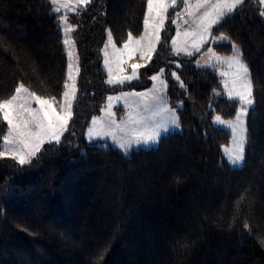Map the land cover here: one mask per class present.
<instances>
[{
	"label": "trees",
	"instance_id": "obj_1",
	"mask_svg": "<svg viewBox=\"0 0 264 264\" xmlns=\"http://www.w3.org/2000/svg\"><path fill=\"white\" fill-rule=\"evenodd\" d=\"M146 4L92 0L78 14H69L77 26L72 34L80 68L73 116L60 143H45L31 163L0 157V264H264L260 6L247 0L213 28L240 45L256 84L245 163L236 169L222 152L230 132L213 118L234 117L237 102L217 94L221 82L215 69L199 67L195 55L173 52L171 20L138 79L116 87L106 82L102 48L107 31L117 44L129 32L140 34ZM57 16L49 0H0V100L9 98L19 82L60 98L67 55ZM214 47L231 53L228 42ZM161 68L169 102H182L178 131L163 135L159 145L128 154L85 139L90 119L109 94L146 89ZM6 132L0 118V151Z\"/></svg>",
	"mask_w": 264,
	"mask_h": 264
},
{
	"label": "snow or ice",
	"instance_id": "obj_2",
	"mask_svg": "<svg viewBox=\"0 0 264 264\" xmlns=\"http://www.w3.org/2000/svg\"><path fill=\"white\" fill-rule=\"evenodd\" d=\"M247 0H147V12L144 16L145 35L136 38L131 32L123 43V48H118L111 30L107 32V42L103 48L104 65L108 70L109 85L123 86L132 80L138 79V69L145 65L131 63V74H123L125 65L138 55L140 60H151L156 43L160 42V29L169 8L179 7L176 19H184V23L191 20V30L183 33L184 39L172 40L176 55L181 53L192 56L201 48L211 43L228 42L231 45V55L221 58L212 47L207 49L210 57L205 64L199 67L216 68L218 65H226L227 71L221 72L223 88L229 100L236 101L239 105L234 119L224 120L219 115L214 118V123L224 125L231 130L232 145L225 149L227 161L233 168L240 169L245 163V149L249 141L247 117L249 110L254 108V90L256 84L253 81V73L243 57L240 45L232 41L226 33L217 36L212 35L214 26L221 25L234 15ZM52 12L57 16L60 29L63 32L62 45L66 51L67 75L62 84V93L58 99L56 95H41L24 82H19L14 93L7 99L0 100V118L7 125V134L3 136V151L0 157L10 155L20 165L31 163L37 153L41 151L45 143L59 144L61 137L68 130L69 122L73 116V103L77 99V77L80 72L79 57L76 53V41L71 35L75 25L69 22V12L78 14L82 7H86L92 0H50ZM260 8L259 15L264 17V0H257ZM185 17H187L185 19ZM176 23V20H173ZM151 24L152 31L148 32ZM179 28V25L177 26ZM181 33L177 31V37ZM111 47L112 52H109ZM191 48V51H189ZM7 50V49H6ZM215 61V62H213ZM115 65L116 71L113 70ZM180 65L178 64L177 67ZM35 72L36 69L33 68ZM181 88L186 85L176 72H172ZM164 77V69L161 68L156 75L150 77L154 82H159V87L153 86L149 92H121L119 96H108L107 106L102 111L107 113L108 119L99 120L93 118L88 128V139L110 138L112 142L124 153L134 146L159 145L163 134L170 127L179 128L177 110L169 107L164 90L167 83ZM119 103L123 100L128 109L127 119L117 122L115 114L111 111L112 102ZM33 103L37 107H33ZM182 106V102H181ZM244 199L240 197V201ZM240 201L237 203L239 204ZM244 229L251 234L250 225L244 222ZM264 242V241H262ZM102 255L99 259H102Z\"/></svg>",
	"mask_w": 264,
	"mask_h": 264
},
{
	"label": "rangeland",
	"instance_id": "obj_3",
	"mask_svg": "<svg viewBox=\"0 0 264 264\" xmlns=\"http://www.w3.org/2000/svg\"><path fill=\"white\" fill-rule=\"evenodd\" d=\"M50 1V0H49ZM181 9L179 8V7H174V8H169V10H168V12H167V14H166V19L164 20V25H163V28H161L160 29V36H161V33H162V31H163V29L165 28V26H166V23L168 22V20H171V22H172V24H173V26H174V34H173V37H172V40L175 38V39H177L178 40V43H179V41H182L183 39H184V36H183V33H184V31H186V30H191L192 29V27H194V25H192V22H191V20H189V22L188 23H184V19H176V12L177 11H180ZM146 12H147V4H146V9H145V14H146ZM70 13H72V12H69L68 13V16H69V14ZM145 14H144V16H145ZM57 15H59V14H57ZM187 17H185V19H186ZM264 18V17H263ZM176 20V23H173V20ZM143 21H144V18H143ZM179 25V28L177 27ZM59 28H60V26H59ZM180 31V33H181V35H180V37H177V31ZM60 31L62 32V29H60ZM151 31H152V28H151V24L149 25V29H148V32L149 33H151ZM108 32V31H107ZM72 36H73V34H71ZM133 35V34H132ZM142 35H145V27H144V23L142 24V31H141V33L140 34H136V35H133L134 37H136V38H139L140 36H142ZM212 35L213 36H217V35H219V34H216L215 32H213V30H212ZM62 40H63V32H62ZM113 40H114V38H113ZM127 40V37H126V39H124L120 44H117L116 42V45H117V47L118 48H123V43H124V41H126ZM172 40H171V47H172V50H173V52H175L174 51V48H173V45H172ZM115 41V40H114ZM107 42V33H106V40H105V43ZM105 43H104V45H105ZM157 46H158V43H156V45H155V51H156V49H157ZM209 47H212L213 48V50H214V52L216 53V55H218L219 57H221V58H225V57H228V56H230L231 55V53L230 54H224V53H221V52H219V51H217L216 49H215V47H214V43H209V44H206V45H204L202 48H201V50L199 51V52H197V53H195L194 55H195V61H196V63L197 62H199V64L200 65H203V64H205V62L206 61H208L209 59H210V57H209V55H208V53H207V49L209 48ZM103 48H104V46H103ZM103 48H102V50H103ZM154 51V52H155ZM189 51H191V48H189ZM66 52V51H65ZM109 52L111 53L112 52V49H111V47L109 48ZM154 52L152 53V56H153V54H154ZM76 53H77V50H76ZM77 55H78V53H77ZM181 55H185V54H183V53H181ZM149 62V60H140L139 59V57H138V55L136 56V57H134L131 61H128V64H126L125 65V72L123 73V74H126V75H130L131 74V68H130V64L131 63H141V64H143V65H145L146 63H148ZM213 62H215V61H213ZM67 63H68V59H67ZM78 63H79V60H78ZM102 65H103V67H104V69H105V72H106V81L108 80V70H107V68L105 67V65H104V54H103V51H102ZM198 65V64H197ZM208 68H211V67H208ZM140 69V68H139ZM139 69H138V76H139ZM213 69H215V71L217 72V74L219 75V77H220V82H221V90L220 91H217V94H220V95H223V96H226L227 97V94L225 93V91H224V88H223V79H226V77H222L221 75H220V73L221 72H224V71H227V68H226V65H223V64H220V65H218L216 68H213ZM113 70L114 71H116V69H115V65H113ZM159 72V71H158ZM158 72H156V73H154L153 75H156ZM66 75H67V65H66ZM152 75V76H153ZM163 79H165L164 77H163ZM133 81V80H132ZM165 81H166V79H165ZM167 83V82H166ZM157 86V87H159V82L157 81V82H154V81H152L151 80V84H150V86L148 87V88H146V89H143V90H121V91H117V92H114V93H111V94H109L108 96H119L120 95V93L121 92H136V93H141V92H149L152 88H153V86ZM164 93H165V98H166V100H167V102H168V105H169V107H171V108H174V109H176L177 110V108L180 106V104L181 103H178V104H175V105H173V104H171L170 102H169V99H168V94H167V88L164 90ZM107 96V97H108ZM107 97H106V99H105V102H104V104L102 105V107H101V109H100V111H99V113L98 114H96V115H94V116H92V118L90 119V121H89V123H88V125H87V127H86V129H85V132H84V137H85V139L88 141V142H96V143H98V144H101V145H106V144H110V145H112V146H114V147H116V148H118L113 142H112V140L110 139V138H104V139H99V138H96V139H93V140H89L88 139V135H87V132H88V128L91 126V122H92V120H93V118H97V119H99V120H106V119H108V116H107V113L106 112H104V111H102V109H104L106 106H107V104H108V101H107ZM112 105H113V107H112V109H111V111L115 114V116H114V118L116 119V121L117 122H120L121 120H126L127 119V113H128V109L125 107V104H124V102H123V100H121L119 103H117L115 100L112 102ZM33 107H37V105H35V103H33ZM238 107H239V105H238V103H237V109H238ZM237 111V110H236ZM176 114H177V112H176ZM216 116H214V118H215ZM235 117V116H234ZM234 117H232V118H222V119H224V120H231V119H234ZM214 118H213V121H214ZM214 124H216V123H214ZM216 125H218V126H221V127H223V128H225V129H227L229 132H230V138H229V142L227 143V144H224L223 146H222V152H223V157H224V161L226 162V164L228 165V166H230L229 165V163H228V161H227V157H226V153H225V149H227V148H230L231 147V145H232V133H231V130L228 128V127H226V126H224V125H220V124H216ZM180 128H175V127H170L169 128V131L167 132V133H165V134H163V135H166V134H168V133H170V132H172V131H178ZM7 131H8V129H7ZM6 134H7V132H6ZM5 134V135H6ZM2 142H3V140H2ZM153 146H156V145H152V144H149V145H140V146H134L132 149H130L126 154H128L131 150H133V149H137V148H140V147H144V148H149V147H153ZM119 149V148H118ZM4 150V149H3ZM123 152V151H122ZM124 153V152H123ZM231 167V166H230Z\"/></svg>",
	"mask_w": 264,
	"mask_h": 264
}]
</instances>
